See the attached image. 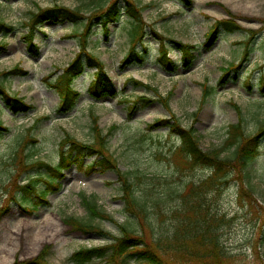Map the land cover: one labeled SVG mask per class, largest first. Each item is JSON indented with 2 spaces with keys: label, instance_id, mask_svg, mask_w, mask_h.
Returning a JSON list of instances; mask_svg holds the SVG:
<instances>
[{
  "label": "rangeland",
  "instance_id": "374dc122",
  "mask_svg": "<svg viewBox=\"0 0 264 264\" xmlns=\"http://www.w3.org/2000/svg\"><path fill=\"white\" fill-rule=\"evenodd\" d=\"M134 1L144 7L142 15L147 25L166 37L165 43L170 56L179 64L178 70L171 73L159 65V41L150 33L144 45L138 47L146 56L145 62L122 68L120 62L130 48L126 14L110 24L108 39L97 23L89 49L105 63L118 94L100 100L91 97L88 89L95 69L86 68L75 82L81 96L75 108L65 113L58 111L59 96L46 79L51 74L49 80L55 79L61 73L57 67L62 69L68 65L79 51L78 40L67 36L81 31L84 21L43 24L35 39L40 46L38 56L27 51L23 36L28 30L30 12L37 11V6L59 4L76 8L80 0H0V19L15 26L11 33L0 32V42L7 43L0 53V72L20 63L28 75L10 76L6 86L12 94L18 93L34 106L28 112L15 114L0 95V260L7 261L0 264H14L17 259L35 260L48 245L49 264H76L71 259L75 251L110 245L113 236L121 234L119 224L129 223L136 232L143 231L141 220L127 213L120 198L122 187L116 170L91 169L94 156H83L73 163L63 160L60 142L65 133L83 142L93 141L92 114L99 116L103 132L113 124L119 126L109 137L108 148L116 157L119 169L134 184L136 196L145 200L144 215L154 219L157 232H164L175 224L183 210L185 190L191 183L199 184L210 170L187 163L175 154L180 138L170 126L148 125L165 117L172 123L175 116L181 126H194L206 151L223 146L229 125L241 118L246 134H254L264 125V0H192L190 7L180 0ZM89 12L84 14L88 16ZM214 18L234 19L242 29L222 30L214 46L207 49L205 36ZM171 39L197 46L193 65L187 67L182 63V53ZM247 42L251 48L248 60L221 81L223 68L241 60ZM130 78L148 86L137 85ZM204 83L213 89L205 98ZM140 96L138 105L130 112L131 101ZM24 140H29L22 151L27 163L41 160L62 166V175L56 176L60 188L47 196L49 203L41 202L34 210H25L19 205L34 206L33 197L24 201L21 194L17 195V201L5 207L7 187L18 170L21 185L37 177L41 179L39 188L45 185L42 179L57 175L45 166L18 168L15 153L22 149ZM64 151L69 154V148ZM230 153L226 151L224 155ZM27 154L30 155L26 158ZM247 173L245 182L239 180L244 173L242 176L237 172L229 174V182L222 189H214L204 197L216 213L225 216L220 227L221 241L233 256L225 264H264V137L260 155ZM83 196L96 201L99 209L112 215L116 222L91 216ZM156 201L161 213L154 206ZM68 218L98 226L112 235L105 237L75 229L66 221ZM147 233L148 237H155L154 232L147 230ZM125 264L141 263L129 258Z\"/></svg>",
  "mask_w": 264,
  "mask_h": 264
},
{
  "label": "trees",
  "instance_id": "16d2710c",
  "mask_svg": "<svg viewBox=\"0 0 264 264\" xmlns=\"http://www.w3.org/2000/svg\"><path fill=\"white\" fill-rule=\"evenodd\" d=\"M180 1L188 7L193 4L192 0ZM143 8L137 5L134 0H80V4L76 8L55 4L50 7L37 6V11L30 12L31 17L27 22L28 31L23 36V40L28 52L34 56L40 54V46L35 42V38L37 31L44 23L48 21H69L72 23L84 21L81 31H75L67 36L78 40L79 51L75 54L72 61L62 68L61 73L54 80H48L51 75L46 79L48 85L56 91L60 98L58 109L60 112H69L75 108L81 93L75 88L74 83L83 74L86 67L96 69L94 79L89 86V93L92 97L101 99L118 94L114 81L105 71L104 63L89 49L90 39L97 23H101L104 37L108 39L109 25L119 21L122 14H126L130 27L128 33L130 49L122 59L121 67L145 62L146 56L144 52L138 49L139 45H143L148 34L146 30L147 24L142 15ZM84 11H90V14L86 16ZM241 29L240 23L234 19H214V23L206 34L204 46L207 49L212 48L222 30L234 32ZM14 30L15 26L7 24L0 19V32L8 34ZM150 33L159 41V64L166 71H177L178 64L169 56V48L165 44L166 38L153 26H150ZM171 42L181 50L184 65L191 66L196 59L194 50L197 49V46L175 39H172ZM249 45L248 43L244 55L238 64L230 62L229 66L223 68L221 81L228 77L230 71H238L242 64L248 60V56L251 53ZM6 46V42H0V53L6 49ZM57 69L60 70L61 68L57 67ZM27 75L28 71L20 64H16L10 70L0 72L1 98L5 105L15 114L27 112L33 108V105L27 103L25 98L19 96L18 93L12 94L6 86V80L10 76ZM131 81L138 85L146 86L143 82L133 78H131ZM203 87L205 98L212 93L213 89L207 83H204ZM163 101L165 102L166 100L163 99ZM138 102V99L132 102V105L129 106L130 112L136 108ZM234 106L238 107L235 103ZM238 111H240L239 108ZM98 120L99 117L92 114V142H82L69 133H65L60 146L62 149L65 147L70 149V154L67 156L72 162L80 157L90 155L96 158L90 168L99 167L103 171L116 170L122 187L121 199L125 202L127 213L140 219L144 228L143 231L136 232L129 223L119 224L121 234L120 236H113V242L110 245L82 248L73 253L72 261L76 264H125L131 258L141 264H188L191 262L225 264L226 261L232 260L233 256L226 250L221 241L220 227L222 222L225 221V216L214 213V210L204 197H206L207 193L216 191L214 189L219 190L225 183L229 182V174L237 172L242 176L244 173L245 176L239 180L245 182V179L249 176L247 173L249 167L260 155V143L264 137V125L256 133L246 134L243 119L241 118L238 123L229 125L228 137L223 146L211 151H205L201 147L194 126H181L175 116H173L172 124L171 120L165 118H158L153 124H150L149 127L171 126L174 131H177L181 139V145L178 147L176 154L181 156L187 163L202 165L211 170V174L207 178L199 184H190L189 189L185 190L183 194V210L177 217L175 224L164 232H157L154 219H149L151 217L146 218L144 215L147 205L145 200L136 196L134 184L130 181L128 174L119 169L116 157L108 148L109 137L119 126L113 124L108 128L107 132H103ZM28 141L24 140L22 149H17L15 153L14 162L18 164V168L24 170V167L39 165L48 167L53 172H56L57 175H61L62 167L60 166H53L41 160L30 163L25 161L22 151L28 145ZM226 151H231L230 155L225 156L224 153ZM29 155L27 154L26 158ZM63 159H66V157L64 156ZM57 175L42 179L45 185L43 188H39L41 179L37 177H31L26 184L21 185L19 183L21 172L18 170L11 176V181L7 187L9 195L5 200V207H8L11 201H17V195L21 194L24 201L32 197L34 199L33 207L19 203L23 209H37L41 202H47L46 197L52 191L59 188L60 184L56 180ZM37 199L40 201H37ZM82 200L91 216L116 222L109 213L99 209L96 201L90 197L83 196ZM154 206L161 213L162 209L159 202L156 201ZM66 221L75 229L95 232L105 237H111L110 235H112L107 230L82 222L76 218H68ZM147 230L150 233L154 232L155 237H148ZM49 247V245L45 246L43 252L35 260H16L14 264H49L47 261Z\"/></svg>",
  "mask_w": 264,
  "mask_h": 264
},
{
  "label": "bare ground",
  "instance_id": "6f19581e",
  "mask_svg": "<svg viewBox=\"0 0 264 264\" xmlns=\"http://www.w3.org/2000/svg\"><path fill=\"white\" fill-rule=\"evenodd\" d=\"M0 262L1 263H7L6 259H1Z\"/></svg>",
  "mask_w": 264,
  "mask_h": 264
}]
</instances>
